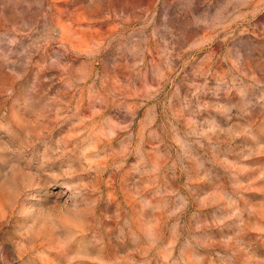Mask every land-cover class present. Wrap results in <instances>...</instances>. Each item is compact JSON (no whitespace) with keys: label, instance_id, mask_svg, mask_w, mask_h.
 Returning a JSON list of instances; mask_svg holds the SVG:
<instances>
[{"label":"rangeland","instance_id":"rangeland-1","mask_svg":"<svg viewBox=\"0 0 264 264\" xmlns=\"http://www.w3.org/2000/svg\"><path fill=\"white\" fill-rule=\"evenodd\" d=\"M0 264H264V0H0Z\"/></svg>","mask_w":264,"mask_h":264}]
</instances>
